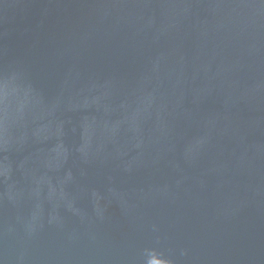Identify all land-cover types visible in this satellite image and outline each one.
Instances as JSON below:
<instances>
[{
  "label": "water",
  "instance_id": "95a60500",
  "mask_svg": "<svg viewBox=\"0 0 264 264\" xmlns=\"http://www.w3.org/2000/svg\"><path fill=\"white\" fill-rule=\"evenodd\" d=\"M0 264H264V0H0Z\"/></svg>",
  "mask_w": 264,
  "mask_h": 264
}]
</instances>
